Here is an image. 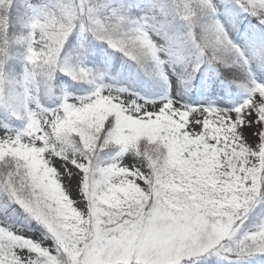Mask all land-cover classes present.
<instances>
[{
  "label": "snow or ice",
  "instance_id": "snow-or-ice-1",
  "mask_svg": "<svg viewBox=\"0 0 264 264\" xmlns=\"http://www.w3.org/2000/svg\"><path fill=\"white\" fill-rule=\"evenodd\" d=\"M69 9L67 0L30 6L27 59L41 65L37 80L47 82L48 96L57 70L73 80H96L61 57L74 29L89 33L83 14L66 27ZM221 9L238 30L245 15L264 26V0H208L200 16L208 45L178 47L155 44L146 19L107 3L93 6L89 15L95 14L96 34L132 60L149 63V75L166 81L167 62L190 83L205 62L241 68L250 63L249 51L219 18ZM251 57L264 62V37L251 44ZM241 86L246 98L230 109L178 105L166 95L141 102L106 94L98 84L86 95L65 91L55 107L37 93V110L28 118L16 115L19 127L0 121V212H14L15 204L54 243L49 249L0 225V264H195L213 255H264V215L245 224L257 206L264 213V82L250 79ZM101 102L107 108L90 118ZM221 113H234L251 138L245 142L241 135L238 152L227 151L217 138L216 129L228 123L217 118Z\"/></svg>",
  "mask_w": 264,
  "mask_h": 264
},
{
  "label": "trees",
  "instance_id": "trees-1",
  "mask_svg": "<svg viewBox=\"0 0 264 264\" xmlns=\"http://www.w3.org/2000/svg\"><path fill=\"white\" fill-rule=\"evenodd\" d=\"M172 1L174 4L171 6L170 3ZM49 2L50 0H0V51L1 54L6 57L5 62L0 64V117L2 119L9 114V118L16 121V117L13 116L15 114L11 113V111L9 112L7 107L8 93L6 90L8 88V84L11 85V82L3 78V73L12 71L19 78L22 75L20 68L22 63L25 62L22 46L27 40L26 36H28L31 31L30 21H28L30 15L28 6H39L41 4L46 5ZM148 2L154 6L155 10H157L156 13L148 15L143 12L145 9L147 10L153 8L148 7ZM207 2L208 0H87V7L92 8L93 6H100L105 3L111 5L112 7H119L124 14L138 19L144 18L147 20L149 26L148 38H150L155 44L164 45V38H171V40H175V42L180 45L179 47H184L187 44L195 43L205 46L208 45L209 32L200 19L202 6ZM223 2L224 0H214V3L218 4ZM2 3L5 4L1 6ZM67 3L70 6V9L65 13L66 17L71 15L70 13L72 11V3H70L69 0H67ZM193 7H195V9L191 10ZM219 18L224 23L229 35L233 34V37L231 38L235 42L239 43L241 47L249 51L250 60L260 61L251 57V44L253 42L258 43L259 40L264 37V26L259 23L257 18L251 15L243 16L242 28L239 30L233 27L230 16H227L223 9H221ZM67 20L68 19L65 21ZM67 23V28H71V22L68 21ZM5 25L7 26L6 37L4 34ZM195 29L199 30L196 31ZM157 30H159V35H157ZM194 36L199 39L194 40ZM219 51L220 56L222 57L223 51ZM65 55H68L71 59L73 58V60H71L73 64L75 63L76 65L77 63H80L87 69H95L99 67H102L103 69H110L111 67L117 70L116 74L113 73L110 77L103 73L99 78H96L95 84L99 82L119 84L117 82H122L125 87L129 88V90H135L142 93L143 90L140 87L135 86L138 85L135 81L148 82L155 78V75H149V73L152 72L151 65L149 63L145 62L142 65L141 63H138L137 61L124 55L122 52L113 49L105 41L99 39L98 37H95L90 33L82 35L78 29H74L67 38L62 49L61 57ZM203 65L204 64H202L201 67ZM212 65L213 67L215 65L217 67V69L214 67V70H218L219 73H222L218 63H214ZM248 66H251V62ZM40 67L41 65L36 63V66L33 65V67L31 66L28 68L32 72H38ZM200 70L201 69L196 72L191 81L194 79L197 80L200 75ZM127 72H131L130 77L127 76ZM114 78H117L118 80ZM157 78L159 77L157 76ZM66 80L67 81H61L62 83L60 84H53L54 99L58 100L65 91L71 94H82V92H84V89H81V86H79V83L81 84L83 82L71 81L72 79ZM37 81H42L44 83L42 79ZM84 84L89 87L92 83L85 82ZM232 85L235 89L234 93L239 95L241 93L240 89L242 90L241 85L244 84L232 83ZM147 87L152 88L153 91L157 90L155 86L153 87L150 84ZM196 89L199 90V88H194L193 91ZM51 98V96L50 98L46 97L44 101L42 99L41 101L45 105H49L52 103L49 101H55ZM57 100L55 102H57ZM26 117L27 114L25 113L24 118ZM261 215H264V213L261 212L260 206H257L245 222L246 225L250 226L251 224L258 222ZM0 219L7 224V221H17L18 215H14L11 211L8 213L0 212ZM22 219H25L24 223L26 224H29V222L35 223V221L30 219L28 216H26V218L23 217ZM207 259L208 260H206V262L203 261L202 263L197 264H264V255H256L239 260L231 257L224 258L217 256L214 258L207 257Z\"/></svg>",
  "mask_w": 264,
  "mask_h": 264
},
{
  "label": "rangeland",
  "instance_id": "rangeland-1",
  "mask_svg": "<svg viewBox=\"0 0 264 264\" xmlns=\"http://www.w3.org/2000/svg\"><path fill=\"white\" fill-rule=\"evenodd\" d=\"M69 2L72 3L71 5L72 11L70 13L71 15L67 16L68 20L65 21L66 27H67L68 21L71 22V25L73 26V23H72L73 20L79 21V15L83 14L84 20L88 22L89 33L95 37H98L101 40H104L105 36L96 34L97 30L94 25L95 14L93 12L91 16L89 15V11L91 8L87 7L88 5L87 0H69ZM3 4L5 3H2L1 6H3ZM173 4L174 2L172 1L170 5L172 6ZM41 5H45V4H41ZM81 5H83V7H81ZM30 6H35V5L28 6L29 11H30L28 21H30V24H31L34 16H33V12L30 10ZM118 9L122 12V10L119 7ZM194 9L195 7L191 8V10H194ZM143 12H145L148 15H151L153 13H156L157 10H155V8L153 7L151 9H147V10L145 9ZM80 23H83V22H80ZM26 37H27V40L25 44H23L22 46L23 57H24L25 62L22 63V66L20 68V71H22L21 77L19 78L18 76H16L14 72L9 71V72L3 73L4 74L3 78L11 82V85L8 84V88L6 90L8 93V97H7L8 111L9 112L11 111V113H14L15 115L13 116L15 117L17 114L24 117L26 113L27 114L26 118H28L30 110L31 111L37 110L35 107V100L37 97V93H39L40 100L42 99L43 101L46 97L50 98V96L47 95V82L43 79L42 80L44 81V83L42 81L41 82L37 81L36 77L38 75V72L36 71L32 72L28 68L31 66L33 67V65L36 66V62L29 61L27 59L29 55L28 47L30 44H32L33 37H30L29 34ZM230 37H233V34H230ZM35 38L38 39L39 38L38 35L35 36ZM165 41H168L169 43L176 45L178 47L180 46L177 42H175V40L174 41L171 40V38H164V44H165ZM33 47H35V45H33ZM65 56L68 58V61L71 64H73L71 62L73 58L71 59L70 57H68V55H65ZM65 56H63L62 58H64ZM160 56L162 60L167 61L168 57L164 53H160ZM5 59H6L5 55L1 54V51H0V64L5 62ZM250 62H251V66H247L246 68H241L238 65H234L229 68V67H224L219 64V68L223 74L219 73L218 70H214V67L215 69H217L216 65L213 67L212 64L205 62L203 63L204 65L200 68L201 69L199 72L200 75L197 78V80L194 79L193 81H190V83H185L183 80L179 78L178 74L181 71V69L178 66H176L175 64H170V63L165 62V64L163 65V69L167 76L166 81L161 80L160 78H157L156 75L154 76L155 78L153 80L148 81V82L147 81H143V82L135 81L138 84L135 86L140 87L143 90L142 93L135 91V90L134 91L129 90V88L125 87L122 82L121 83L117 82L119 84H114V83L109 84V83L99 82L97 84L100 85L105 90L106 94L108 92H111L113 94L120 95L121 97H137L139 98L141 102L149 97L152 98V99H148L149 103L157 102L158 98L161 95H166V96H171L174 102L177 103L178 105H190V106L213 105L221 109H230L242 103L243 100L246 98L245 89L241 86L242 88V90L240 89L241 93L239 95L235 94L234 93L235 89L232 83L247 84L250 82V79H254L257 82H264V62L255 61V60H250ZM73 65H75V63ZM76 66L84 67L80 63H77ZM88 70L91 71L96 78H99L103 73H105L108 77H110L113 73L116 74V71H117L111 67L110 69L109 68L103 69L102 67L95 68V69L88 68ZM130 73L131 72H127V76L130 77ZM249 73H251L250 78H249ZM65 78L72 79L65 73L57 70L54 73L53 84H56V83L60 84L62 83L61 81H67ZM114 79H117V78H114ZM71 81H77V80L72 79ZM81 82L83 83L81 84L79 83V86H81V89H84V92H82V94L72 93L73 97L86 95L92 92L95 88V85H97V84H93V85L91 84L88 87L84 84L85 81H81ZM149 84L153 87L155 86L157 90L153 91L152 88L147 87L149 86ZM194 88H199V90L196 89L195 91H193ZM51 97H52L51 99L55 98L54 95H52ZM54 100L56 101L57 99H54ZM30 101L32 102L31 104L29 103ZM55 101H49L52 103L46 106L55 107L60 102V98L57 100V102ZM106 108L107 106L103 102H101L100 104L96 106V108L92 112L89 113V117L91 118V116H94V115L98 117L100 110L106 109ZM221 117H223V119H227L228 123L221 124L216 129L217 138L222 139L224 141L223 147L227 151L238 152L239 148L241 147L238 143L241 135L244 136L245 142H249L251 138L247 136L246 132H244L242 129H239L238 127L239 118L236 117L234 113H228V114L221 113L220 116H218L217 118L219 119ZM0 121L9 124L12 127L20 126L19 125L20 121H18L17 119L16 121L11 120V118H9V114L8 116L4 117V119L0 117ZM2 131L3 130L0 129V132ZM233 145H236L237 147L234 148ZM129 159H132V158L131 157L125 158L126 161ZM133 162L135 161L133 160ZM12 208L16 209L14 212L11 210L10 211L14 213V215H18L17 221L11 220L9 221L10 223L7 221V224H6L2 221V219H0V225H4L18 234L28 236L32 238L33 240L39 241L42 246L48 247L49 249H51L53 247L54 242L51 238H47V239L45 238V230L43 229V227L39 225L36 221L35 223L37 224L32 223V222H29V224L24 223L25 219H22V218L23 217L26 218L27 214L22 209H19L18 206H16L15 204L12 205ZM246 226H249V225H246ZM214 257L216 256L213 255L210 258H214ZM206 260H208L207 257H203V258L196 260L195 263L196 264L202 263L203 261L206 262Z\"/></svg>",
  "mask_w": 264,
  "mask_h": 264
}]
</instances>
